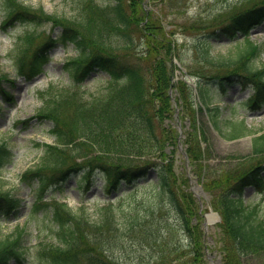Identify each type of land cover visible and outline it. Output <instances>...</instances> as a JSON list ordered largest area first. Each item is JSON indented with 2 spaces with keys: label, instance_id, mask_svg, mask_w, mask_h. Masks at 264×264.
Listing matches in <instances>:
<instances>
[{
  "label": "trees",
  "instance_id": "trees-1",
  "mask_svg": "<svg viewBox=\"0 0 264 264\" xmlns=\"http://www.w3.org/2000/svg\"><path fill=\"white\" fill-rule=\"evenodd\" d=\"M2 2L6 16L4 23L40 24L44 20H52L62 26L56 37H49L36 46V31L17 37L8 56L18 75L31 79L39 74L49 61V49L58 42L72 43L77 49V55L65 63L72 82L62 86L50 84L40 91L43 104L38 116L51 120L54 143L42 144L41 163L22 175L25 181L38 182L31 215L38 218L39 212L43 211L48 218L50 233L57 240L52 245L41 244V259L48 264H119L102 254L103 251L94 244L101 241L98 235L104 229H121L117 214L127 196L135 195L138 187L154 189L151 201L155 204L150 209L151 213L163 209L159 206V197L176 211L190 240L196 242L194 250L199 255L203 233L198 223L192 221L193 216L198 218V211L184 209L178 200L172 157L165 150L176 143L177 130L168 121L174 118L169 93L174 70L167 64L174 52V44L161 19L147 13L144 0H77L78 15L69 20L52 15L43 8L30 7L21 0ZM263 21L264 0H261L232 16L222 26L210 30L208 36L223 34L235 39L242 34L250 44L248 53L253 55L260 46L248 36L251 29ZM136 35L144 38L145 48L143 53H134L135 59L130 61L128 58L133 54ZM113 36L122 39L123 44H113ZM95 72L97 75L93 77ZM5 78V74L0 75V81ZM91 78L96 81L95 87L87 84ZM262 79L253 80L254 92L247 101L251 108L264 104ZM179 92L182 104H190V110L184 117H189L194 127L197 124L196 109L189 98L182 95V89L179 88ZM199 92L218 127L220 106H210V90L202 81H199ZM4 93L9 92L4 90ZM242 126L243 123L234 124L231 137L243 134ZM190 138L198 139V136L193 132L187 140ZM187 148L190 159L202 158L201 151H196L192 143ZM252 148L257 154L264 155V133L253 138ZM88 153H92L91 160L79 165L76 154L86 161ZM132 154L147 157L138 164L110 161V158L129 159ZM152 154L168 160L157 168L155 180L136 184L148 174L150 166L158 165L150 160L149 155ZM13 155L7 142H1L0 166L10 162ZM76 167H83L78 179L81 191L92 186L99 171L104 191L117 194L114 200L108 199L97 206V219L90 217L86 202L73 209L53 194L45 196L51 185L68 179L69 175L71 177ZM205 186L211 193L214 207L221 214L222 264H242L243 255L263 252L264 211L259 204L247 200L245 194L251 187L264 191V158L250 167L240 165L230 169L217 179L205 181ZM126 191L128 193L124 195ZM21 202L9 191H0V214L16 215ZM129 205L131 208L130 213L125 214V226L133 232L137 227L147 225L145 220L149 213L142 214L134 200ZM24 228L19 225L9 234H0V264H25L29 247L25 245ZM155 228L156 225L147 227L146 232L152 234ZM198 261L203 264L202 259Z\"/></svg>",
  "mask_w": 264,
  "mask_h": 264
},
{
  "label": "rangeland",
  "instance_id": "rangeland-1",
  "mask_svg": "<svg viewBox=\"0 0 264 264\" xmlns=\"http://www.w3.org/2000/svg\"><path fill=\"white\" fill-rule=\"evenodd\" d=\"M21 1L30 7L43 8L46 12L61 16L65 20L78 15L77 0ZM259 1L261 0H145L146 10L161 19L174 44V52L167 60L168 66L174 70L176 81L174 96L178 98L179 88L182 89V95H186L196 109L197 124L194 127L191 126V122L187 123L189 117L186 119L184 117L190 110L189 103L182 104L180 129L177 121L174 118L170 119L177 130V137L176 143L167 146L165 150L172 157L178 200L182 202L184 209L198 211V218L193 216L192 221L198 223L203 235L199 255H196L194 250L197 247L196 242L190 240L176 211L159 197V206H163V209L151 213L150 209L155 204L151 201L155 194L154 189L138 187L135 195L127 196L126 202L122 204L117 214L121 229H104V232L98 235L101 241L94 244L103 251L102 254L119 264H176L177 261V264H202L198 259H202L203 264H222L220 221L217 215L213 214L219 211L212 203V196L205 186V181L217 179L240 165L243 168L250 167L264 158V155L257 154L252 148L255 133L264 131V104L251 108L247 103L254 87V82L247 76H252L253 80H257L255 75L264 79V21L250 31L249 39L260 46V50L252 56L246 52L250 44L244 35L240 34L235 39H230L223 34L210 37L208 33ZM3 7L0 0V75H6V78L0 81V143L6 141L14 155L10 162L0 166V191H9L22 202L16 215L0 214V234L6 235L17 226H24L25 245L29 247L25 264H48L39 254L41 244L52 245L57 240L50 233L47 226L48 218L43 211L39 212L38 218L31 215L38 182L25 181L22 175L26 170L41 163L40 156L44 152L42 144L54 143V136L50 130L52 122L38 116L43 104L40 91L45 90L50 84L62 86L72 82L65 63L75 57L77 51L71 43L67 45L58 43L49 49V61L40 74L32 79L18 75L16 66L8 57L17 37L25 32L36 31L38 34L34 42L36 46L49 37H56L62 26L52 20H44L40 24L22 21L4 23L6 16ZM112 43L123 44V41L113 36ZM144 48V38L136 35L133 54L128 60L133 61L134 55L143 53ZM232 71H239L237 72L239 74ZM229 72L231 73L225 74ZM182 80L186 83H182ZM199 81L209 87L212 103L221 106V111L218 117L216 116L221 132L230 135L232 122L243 120L245 133L234 139L222 138L217 133L206 112L203 109L197 110L196 102H199V96L195 85ZM87 84L95 87L96 81L91 78ZM4 90L9 93L5 94ZM174 106L176 109L175 100ZM180 132L184 135L181 136ZM193 132L198 139L187 140ZM191 143L196 151H201L202 158L189 160L186 157L185 153L190 156L187 147ZM91 155L92 153L85 155L88 158L86 161H82L78 154L75 159L81 165L91 160ZM156 155L152 154L149 157L158 165L150 166L148 174L136 184L157 178V168L168 158ZM143 157L147 155L132 154L129 159L110 158V161L115 164L127 162L138 164ZM73 170L71 177L69 175L68 179L51 185L45 196L53 194L68 202L73 209L86 202L85 208L90 217L97 219V206L108 199L114 200L117 194H107L104 191V181L100 178L99 171L96 172L92 186L81 191L78 179L83 167H76ZM193 180L196 182L192 183ZM197 185L203 188L207 197L199 192ZM127 193L126 191L123 194ZM245 196L251 203L259 204L264 211V191L249 188ZM131 200H134V205L140 207L142 214L149 213L145 220L147 225L137 227L133 232L125 226V214L130 213ZM153 225H156L154 233L146 232V228ZM241 261L242 264H264V251L243 255Z\"/></svg>",
  "mask_w": 264,
  "mask_h": 264
},
{
  "label": "water",
  "instance_id": "water-1",
  "mask_svg": "<svg viewBox=\"0 0 264 264\" xmlns=\"http://www.w3.org/2000/svg\"><path fill=\"white\" fill-rule=\"evenodd\" d=\"M199 190L204 194L203 189L201 186H198ZM205 195V194H204Z\"/></svg>",
  "mask_w": 264,
  "mask_h": 264
}]
</instances>
